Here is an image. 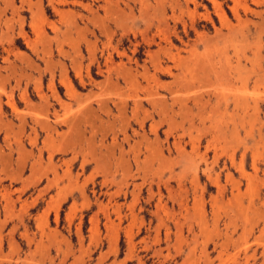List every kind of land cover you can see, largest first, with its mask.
Segmentation results:
<instances>
[{"label":"rangeland","instance_id":"374dc122","mask_svg":"<svg viewBox=\"0 0 264 264\" xmlns=\"http://www.w3.org/2000/svg\"><path fill=\"white\" fill-rule=\"evenodd\" d=\"M0 264H264V0H0Z\"/></svg>","mask_w":264,"mask_h":264},{"label":"bare ground","instance_id":"6f19581e","mask_svg":"<svg viewBox=\"0 0 264 264\" xmlns=\"http://www.w3.org/2000/svg\"><path fill=\"white\" fill-rule=\"evenodd\" d=\"M10 5H11V4H10ZM216 6H217V5H216ZM248 8H249V7H248ZM248 8H247V9H248ZM216 11H217V14L219 15V17L222 18V19L224 20V19H225V18H224L225 15H223V13H222L223 11H220V9H218V7L216 8ZM236 11H237V10H236ZM43 12H44V11H43ZM235 14H236V13H235ZM204 16H205V15H204ZM38 17H39V16H38ZM204 18H205V17H204ZM34 19H35V18H34ZM31 20H33V19H31ZM241 20H242V19H241ZM38 22H39V21H38ZM39 23H40V22H39ZM25 34H26V33H25ZM165 37H166V36H165ZM163 40H164V39H163ZM163 40H162V41H163ZM151 41H153V40H151ZM167 41H168V40H167ZM156 42H157V41H156ZM148 43H150V42H148ZM168 43H169V42H168ZM155 44L157 45V43H155ZM152 45H153V44H152ZM150 47H152V46H150ZM167 49H168V48H167ZM167 49H165V51H166V52H169V51H170V50H169L170 48L168 49L169 51H167ZM170 53L173 54L172 52H169V54H170ZM164 54H165V53H164ZM164 54H163V55H164ZM166 54H167V53H166ZM169 56H170V55H169ZM109 57H110V56H109ZM151 57H152V56H151ZM174 58H175V56H174ZM108 59H109V58H108ZM157 59H158V58H157ZM152 60H153V59H152ZM158 60H159V62H161L160 59H158ZM151 64L154 65L155 63H154V64L151 63ZM156 65H157V64H156ZM160 65H161V64H159V67H161ZM154 66H155V65H154ZM155 67H156V66H155ZM112 68H113V67H112ZM112 68H111V69H112ZM161 68H162V67H161ZM127 70H129V69H127ZM159 70H160V69H159ZM161 70H162V69H161ZM186 70H187V69H186ZM124 71H125V70H124ZM125 72H126V71H125ZM125 72H124V73H125ZM160 72H161V71H160ZM130 73H131V72H130ZM132 73H133V72H132ZM132 73H131V74H132ZM168 73H169V72H168ZM168 73H167V74H168ZM126 74L128 75V73H126ZM171 74H172V73H171ZM124 75H125V74H124ZM168 75H169V74H168ZM182 75H183V73H182ZM131 76H133V75H131ZM179 76H180V75H179ZM125 77H126V75H125ZM128 77H130V76H128ZM131 78H132V77H131ZM175 78H177V76H176ZM179 78H180V77H179ZM123 80H124V79H123ZM130 80H131V82H132V79H130ZM134 81H135V80H134ZM67 86H68V85H67ZM72 93H73V92H72ZM153 101H155V99H153ZM156 101H157V99H156ZM160 102H161V101H160ZM141 103H142V102H141ZM141 103L138 102V103H136V104L140 105ZM158 103H159V102H158ZM155 105H156V104H155ZM136 107H137V105H136ZM141 107H142V106H141ZM139 109H140V108H139ZM137 110H138V108H137ZM179 136H180V135H179ZM220 193H221V192H220Z\"/></svg>","mask_w":264,"mask_h":264}]
</instances>
